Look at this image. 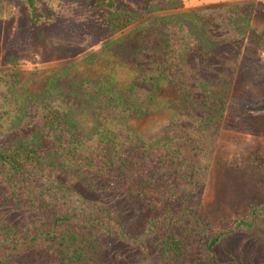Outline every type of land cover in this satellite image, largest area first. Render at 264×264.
I'll list each match as a JSON object with an SVG mask.
<instances>
[{
    "label": "trees",
    "instance_id": "16d2710c",
    "mask_svg": "<svg viewBox=\"0 0 264 264\" xmlns=\"http://www.w3.org/2000/svg\"><path fill=\"white\" fill-rule=\"evenodd\" d=\"M98 6L135 25L105 47L129 80L70 64L22 94L0 71V264H264V206L221 231L201 214L242 60L262 57L256 3ZM160 112L151 140L131 124Z\"/></svg>",
    "mask_w": 264,
    "mask_h": 264
},
{
    "label": "rangeland",
    "instance_id": "374dc122",
    "mask_svg": "<svg viewBox=\"0 0 264 264\" xmlns=\"http://www.w3.org/2000/svg\"><path fill=\"white\" fill-rule=\"evenodd\" d=\"M151 1L156 0L116 3L117 8L140 10ZM248 1L257 6L252 27L264 37V0H182L180 8L155 15ZM98 4L99 0H5L0 15V71H22V94L40 91L56 68L70 64L89 73L113 76L119 82L129 80L119 50L113 47L107 51L105 47L135 25L123 26L122 21L109 16V8ZM131 124L151 140L166 132L169 119L167 113L160 112ZM256 206H264V49L260 61L242 60L201 214L215 231H221L248 217ZM11 219L19 223L18 218Z\"/></svg>",
    "mask_w": 264,
    "mask_h": 264
}]
</instances>
